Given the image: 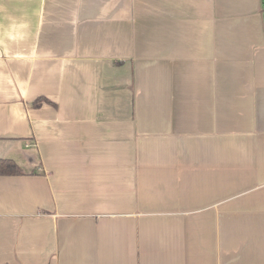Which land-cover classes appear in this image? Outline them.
Returning <instances> with one entry per match:
<instances>
[{
	"label": "crops",
	"instance_id": "1",
	"mask_svg": "<svg viewBox=\"0 0 264 264\" xmlns=\"http://www.w3.org/2000/svg\"><path fill=\"white\" fill-rule=\"evenodd\" d=\"M0 158V264H264V0H0Z\"/></svg>",
	"mask_w": 264,
	"mask_h": 264
},
{
	"label": "trees",
	"instance_id": "2",
	"mask_svg": "<svg viewBox=\"0 0 264 264\" xmlns=\"http://www.w3.org/2000/svg\"><path fill=\"white\" fill-rule=\"evenodd\" d=\"M47 101L44 98H38L33 102L34 106H39L42 102ZM21 173L19 166L11 159L0 158V175Z\"/></svg>",
	"mask_w": 264,
	"mask_h": 264
}]
</instances>
